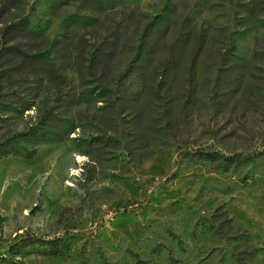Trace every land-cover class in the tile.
Masks as SVG:
<instances>
[{
  "label": "rangeland",
  "instance_id": "rangeland-1",
  "mask_svg": "<svg viewBox=\"0 0 264 264\" xmlns=\"http://www.w3.org/2000/svg\"><path fill=\"white\" fill-rule=\"evenodd\" d=\"M0 69L27 103L0 138L46 110L66 135L0 158V256L31 234L71 246L25 264H264V0H0Z\"/></svg>",
  "mask_w": 264,
  "mask_h": 264
},
{
  "label": "trees",
  "instance_id": "trees-1",
  "mask_svg": "<svg viewBox=\"0 0 264 264\" xmlns=\"http://www.w3.org/2000/svg\"><path fill=\"white\" fill-rule=\"evenodd\" d=\"M26 27L24 19L22 21H16L4 25L1 29V37H4L7 32L11 30H21ZM234 39L230 48L234 46ZM16 48V46L14 47ZM229 49V50H231ZM8 77L6 70L0 69V114L3 111L26 110L27 103L24 101L20 107H16L11 102V96L5 89V82ZM52 112L46 110L43 114L35 121L31 123L27 129L21 131H15L2 139L0 138V158L7 157L9 155L19 156L24 159H31L36 154V148L40 144L57 143L66 138L64 131L60 128L59 130L51 129L49 121L51 119ZM4 117L0 115V121ZM203 153L213 158H218L214 150L207 148H196L182 151L179 156L180 158H192L201 157ZM248 156L241 152L235 154L226 155L223 159L228 162L236 163L239 161H249ZM36 246V249H24L21 247L25 246ZM71 246V242L68 238L54 237L52 239H43L34 235H27L14 242L9 246V256H0V264H25L24 257L29 254H40L54 257H63L67 254ZM104 264H107L106 262ZM240 264H245L240 262Z\"/></svg>",
  "mask_w": 264,
  "mask_h": 264
}]
</instances>
